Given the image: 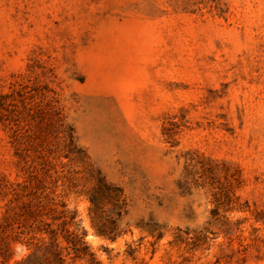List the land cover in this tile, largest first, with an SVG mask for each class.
<instances>
[{
	"label": "rangeland",
	"instance_id": "obj_1",
	"mask_svg": "<svg viewBox=\"0 0 264 264\" xmlns=\"http://www.w3.org/2000/svg\"><path fill=\"white\" fill-rule=\"evenodd\" d=\"M0 264H264V0H0Z\"/></svg>",
	"mask_w": 264,
	"mask_h": 264
},
{
	"label": "trees",
	"instance_id": "obj_2",
	"mask_svg": "<svg viewBox=\"0 0 264 264\" xmlns=\"http://www.w3.org/2000/svg\"><path fill=\"white\" fill-rule=\"evenodd\" d=\"M49 235H50V238L53 239L52 241V247L54 248V257L58 260V261H62L61 257H60V252L57 248V245L54 243L56 238V233L53 231V230H47L46 231ZM68 243L72 246V250H74V254L75 256H79V255H82V254H86L87 253V246L85 244V242L83 241L82 237L80 236H74V239H70L68 241Z\"/></svg>",
	"mask_w": 264,
	"mask_h": 264
}]
</instances>
